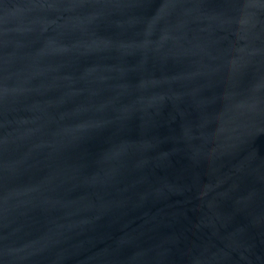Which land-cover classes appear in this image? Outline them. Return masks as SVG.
<instances>
[{
	"label": "water",
	"instance_id": "95a60500",
	"mask_svg": "<svg viewBox=\"0 0 264 264\" xmlns=\"http://www.w3.org/2000/svg\"><path fill=\"white\" fill-rule=\"evenodd\" d=\"M0 264H264V0H0Z\"/></svg>",
	"mask_w": 264,
	"mask_h": 264
}]
</instances>
